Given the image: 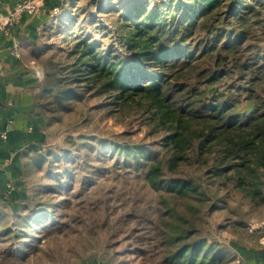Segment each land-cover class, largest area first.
Wrapping results in <instances>:
<instances>
[{
  "label": "rangeland",
  "instance_id": "374dc122",
  "mask_svg": "<svg viewBox=\"0 0 264 264\" xmlns=\"http://www.w3.org/2000/svg\"><path fill=\"white\" fill-rule=\"evenodd\" d=\"M257 1V16L245 24L249 48L244 55L263 64L264 0ZM138 3L145 14L133 18ZM189 5L184 0H68L27 51L44 83L46 72L68 71L83 42L95 52L127 54L121 39L125 22L148 18L155 26L168 18V7ZM131 13L126 21L124 15ZM241 84L247 86L232 81L228 92ZM223 86L216 82L213 90L223 93ZM43 88L37 98L45 137L28 156L25 198L0 203V264H166L161 232L163 223L173 221L165 210L173 202L179 218L195 228L183 242H201L203 252L219 257L217 264H242L264 246V140L243 121L240 129L195 153L184 150L171 164L161 134L149 132L135 107L120 109L109 94L97 95L77 83L71 109L59 110L54 92ZM257 93L264 111V92ZM233 98L238 113L250 114L253 104L244 94ZM134 146L143 154H134ZM184 181L194 187L190 196L170 191Z\"/></svg>",
  "mask_w": 264,
  "mask_h": 264
},
{
  "label": "trees",
  "instance_id": "16d2710c",
  "mask_svg": "<svg viewBox=\"0 0 264 264\" xmlns=\"http://www.w3.org/2000/svg\"><path fill=\"white\" fill-rule=\"evenodd\" d=\"M184 1L191 5L168 7V18L155 26L148 18L133 25L125 22L121 39L127 54H116L112 49L95 52L83 42L68 71L64 75L55 69L46 72L40 88L44 85L43 91L54 92L59 110L71 109L69 102L76 97L73 85L77 83L97 95L109 94L120 109L135 107L146 117L149 132L161 134L162 144L171 152V164L184 150L195 153L240 129L242 121L264 140V111L257 93L264 92V63L244 55L249 48L245 24L257 16L259 1ZM138 4L132 10L133 18L145 14ZM252 12L254 16L247 17ZM130 15L125 14L124 19L128 21ZM237 80L246 81L247 86L237 85L228 92V86ZM219 81L225 87L223 93L213 90ZM237 94L252 102L250 114L235 110L236 99L230 98ZM129 148H123L125 155ZM132 148L137 156L143 154L140 147ZM181 184H171L170 191L179 197L190 196L194 187L187 181ZM175 204L166 203L165 207L173 221L163 223L166 230L161 232L166 245L164 262L217 264L219 257L203 252L201 242H183L195 228L183 215L179 218Z\"/></svg>",
  "mask_w": 264,
  "mask_h": 264
},
{
  "label": "crops",
  "instance_id": "0c3cea01",
  "mask_svg": "<svg viewBox=\"0 0 264 264\" xmlns=\"http://www.w3.org/2000/svg\"><path fill=\"white\" fill-rule=\"evenodd\" d=\"M19 1L0 0V17ZM56 3L42 0L37 12L25 11L16 23L0 29V203H20L25 198L28 156L45 137L37 98L41 79L27 50L48 23ZM242 264H264V246L251 252Z\"/></svg>",
  "mask_w": 264,
  "mask_h": 264
},
{
  "label": "built area",
  "instance_id": "2783aa9c",
  "mask_svg": "<svg viewBox=\"0 0 264 264\" xmlns=\"http://www.w3.org/2000/svg\"><path fill=\"white\" fill-rule=\"evenodd\" d=\"M68 0H57V3L54 4L51 8V15L58 13L63 5ZM42 0H21L17 2L8 12L5 17H0V29L5 28L7 25H13L19 19L20 15L25 12H37L41 6ZM16 56H19V53H15Z\"/></svg>",
  "mask_w": 264,
  "mask_h": 264
}]
</instances>
